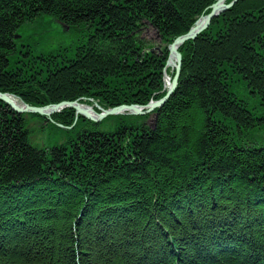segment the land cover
Masks as SVG:
<instances>
[{
    "label": "trees",
    "instance_id": "1",
    "mask_svg": "<svg viewBox=\"0 0 264 264\" xmlns=\"http://www.w3.org/2000/svg\"><path fill=\"white\" fill-rule=\"evenodd\" d=\"M215 1L0 0V78L11 73L0 90L35 106L79 97L102 108L144 104L157 97V79L152 69L140 79L128 60H158L159 77L165 57L142 54L141 18L169 40ZM43 16L90 28L75 47L80 85L58 72L62 91L43 70L19 79L11 37ZM181 49V83L155 128L128 142L130 163L110 158L124 122L109 137L77 122L67 141L79 155L34 147L25 117L0 104V264H264V144L209 120L233 112L221 99L237 82L264 93V0H239ZM90 137L88 147L78 140Z\"/></svg>",
    "mask_w": 264,
    "mask_h": 264
},
{
    "label": "bare ground",
    "instance_id": "2",
    "mask_svg": "<svg viewBox=\"0 0 264 264\" xmlns=\"http://www.w3.org/2000/svg\"><path fill=\"white\" fill-rule=\"evenodd\" d=\"M218 0H216L215 2H213L209 7L211 8V6L216 3ZM239 0H237L236 2H234L233 0H231L230 2H227V0H225V2H222L221 4L217 5L218 8L213 9V19L212 21H216L221 14H223L225 11L231 10L235 7L236 3ZM122 18V16H121ZM146 18H141V22L148 24L147 21H145ZM211 21V22H212ZM141 22H137V24L139 25ZM195 23V22H194ZM193 23V24H194ZM150 26V25H149ZM151 27V26H150ZM209 27V26H208ZM208 27L206 29H208ZM152 28V27H151ZM154 33L157 35L158 31L154 28H152ZM206 29L202 30V32H204ZM19 32V31H18ZM189 32V29L187 30L186 33L181 34L180 36L177 37H184L185 34H187ZM140 34V33H139ZM80 35V33L78 34ZM22 37V35H20V37H18V35H13L11 37L12 39V45L13 46V53L16 54V61H14V64H17L16 67L18 70L16 73L19 74V79L21 80H28L30 73H32V71H34L37 68V64L38 62H36V60L42 59V55L39 52V54H34L37 55L35 57H29L28 59H23L22 55L19 56L18 53V46L15 43V39H19ZM198 37V36H197ZM196 36L194 37H188L185 39V41L178 46V42L175 44V39L170 40L169 42L165 39L163 40L162 38L159 39V42L155 47L149 48V50H145L142 51V54L146 56V59H151L152 57H165L164 59L167 60L166 64L164 67H162L161 71H159V77L155 76V71L157 70L156 68H154V66L156 65V63L151 62V61H158V60H151V61H144L143 57H138L137 60H133V59H129L128 60V64L134 68V67H139V77L140 79H146L147 80V75L149 70L152 71V74L154 75V77L157 79L154 82V85L157 86V88L159 87L158 91L160 92H156L157 97L155 98H149L144 104H138L136 102H129V103H123L121 105L118 106H127L130 110H125V115L127 112H131V113H135L132 114V117L130 120H125L122 119V111L121 113L118 114H114V115H107L105 117H118L119 121L117 123V125L115 126L114 130L120 126L121 122H124V126L126 127L124 130H122V132H120L122 134L123 137H125V141L123 139H114V144L116 146V148L114 149V153L111 154L110 158H115V159H119L117 160V162H122V163H130L132 161L133 158L129 157V154L133 155V147H131L130 145L127 146L128 142L132 141L133 139H135V137H140L142 136L143 133H145L147 130L142 129V126H146L148 130H152L155 128L156 126V119L158 116V112L161 110L162 107L165 106L166 102L169 100V98L171 96H173V93L176 91L178 85H180L181 81V72L183 71V69L185 68L184 66H180L179 67V76L178 79L176 81V86L174 88L173 91H170V85L172 84L174 75H175V67L177 64V60L179 58L180 63H182V47L184 44L186 43H190V42H194L197 38ZM85 36L80 35L78 37L77 42L73 43L74 45H76L77 47H80V45L82 44V41H84ZM182 40V39H180ZM16 40V42H18ZM15 43V44H14ZM72 44V45H73ZM182 46V47H181ZM75 52H76V48H75ZM73 56L69 57L68 59H58L57 62H54V64L52 63L51 65L53 66V68L57 71V72H62L63 74L69 72V79L71 80L72 83H74L75 85L77 84H81L82 82L79 79V77L82 76V70L84 69L83 66H80V70H79V66H78V62L76 63L77 66V70H76V66L75 64H73L74 62V54ZM141 55V52H140ZM178 55V58H177ZM142 56V55H141ZM50 58V57H48ZM59 58V57H57ZM139 59V63H137ZM77 61V60H75ZM85 61V60H84ZM103 60H101L100 64L103 63ZM80 63V61H79ZM136 63V64H135ZM82 65H85L82 64ZM99 65V63L97 64ZM103 65H106L105 63H103ZM37 70H40L37 68ZM170 71V72H169ZM55 72V71H54ZM53 72V74H54ZM7 75H10L11 73H9L8 71L5 73ZM3 74L4 76L2 77V79L0 78V80L2 81H8L7 76ZM51 74V72L48 73H42L39 77L42 78H46V76H49ZM116 78V77H115ZM160 81V82H159ZM96 82V81H95ZM21 84V83H20ZM101 85H103L101 83ZM109 88L111 89H118L117 84L115 85H111L109 86ZM106 92H110L109 89H106ZM219 93H224L222 88L218 89ZM260 92L263 93L262 91L258 90L257 87L254 86V88L251 86H243L240 84V82H237L234 84V87L231 88L227 93H224V95H227V97L225 99H221L225 102V107H229L231 106V110L233 111L230 115H227L225 117H221V114H216L218 116L217 119L215 116H209V120L213 123V121L216 123H220L225 130L227 131H232L233 128L240 126L241 128H243L242 130L244 131V129H256V127H251V124H255V125H262V127L264 128V93L262 94V97L260 95ZM122 95H124L125 98V93H123ZM4 96L7 97L8 103L6 105V103H4ZM76 100V101H75ZM72 102H70V104L66 107H63V109H59V110H63V112H65L66 116L64 117L65 114L59 112H56L54 114V116H56L57 114L61 113V117H64V120H62L61 118H59L58 120L55 119L54 116H52V122L54 123V125L56 126L57 130L65 133V134H71L75 131H73V129H75L74 127L76 126L77 122L80 123V126L82 125V123L85 124V126H87V128L92 129V133H95L96 135H99L98 133H104L106 134L108 137L111 135L109 132L106 131H101L99 129V125L98 123H100L102 120H99L97 122H92L89 124H86V121H89V118H86L85 114H87L88 116L90 115L91 118H95V116H99V114L97 112H99V104L96 100H93L92 98L89 97H79L78 99H75ZM93 100L97 106L96 110H94V108H91L88 105H92L91 101ZM63 103H69L68 101L66 102V100H62ZM0 104H4L6 105L7 108H9L14 115H18V116H25V115H37L35 113H27V112H19L17 108L24 110V106H32L28 103H26L25 101L22 100V98L19 95H16L14 93L11 92H4L0 90ZM60 103H45V106H40L41 107H46V108H50L49 106H56L59 105ZM75 104V107L71 106ZM116 106V107H118ZM32 107H37V106H32ZM136 107V108H134ZM109 109H112V107L109 108H104V111H109ZM85 112V113H84ZM45 113V111H44ZM148 115H151L149 118L147 117ZM243 115V117H241ZM40 116V115H38ZM49 116V115H47ZM45 115L41 116L39 119H46ZM220 116V117H219ZM105 117L103 118L105 120ZM242 118V121L244 122H240L237 121L239 118ZM48 119H51V117H48ZM83 124V125H84ZM82 125V126H83ZM122 126V128L124 127ZM55 128V127H54ZM29 130V129H28ZM81 130L83 132H86L88 129L81 127ZM113 130V131H114ZM77 131V130H76ZM95 131V132H94ZM112 131V132H113ZM253 131V130H251ZM257 131H259V129H256L255 131H253V134H256ZM77 132H81V131H77ZM97 132V133H96ZM256 137V136H255ZM77 138V136H76ZM111 139V138H109ZM260 140H257V142H263L264 143V139L259 137ZM68 140V139H67ZM65 140V142L59 144V145H55L53 147H56V149H58L57 147H60L59 149L63 148L64 150H69L71 148V146L74 148H76V150L78 151L79 155H82L83 151L73 145L72 143H70L69 141ZM79 142L85 146H89L90 143H94L92 141V138H88L85 140L86 143H84L82 141L81 138L78 139ZM92 141V142H89ZM105 145L110 147L108 142H105ZM34 146V145H33ZM122 146H126V149H122ZM35 147V146H34ZM53 147H50L48 149H51ZM37 148V147H36ZM41 149V148H38ZM44 149V148H43ZM85 149V148H83ZM59 152H61L60 150H58ZM46 154H49L46 152ZM71 156H73L72 161L73 164L76 165L75 159H74V154H72ZM69 156V157H71ZM69 161V159H68ZM75 167V166H74ZM77 170L80 171V165L77 164Z\"/></svg>",
    "mask_w": 264,
    "mask_h": 264
},
{
    "label": "rangeland",
    "instance_id": "3",
    "mask_svg": "<svg viewBox=\"0 0 264 264\" xmlns=\"http://www.w3.org/2000/svg\"><path fill=\"white\" fill-rule=\"evenodd\" d=\"M210 12V8L206 14H202L199 17H206V15ZM199 17L196 19L198 20ZM195 20V21H196ZM193 26V24H192ZM191 26V27H192ZM190 27V28H191ZM189 28V29H190ZM88 29L90 28L86 26H79V25H66L62 22H59L55 20L54 18L50 16H43L37 18L33 22H27L25 23L20 29H18L15 33V35H22V37L19 39H15V43L18 46V53L19 56H23V59H28L29 57H35L39 54V52L42 55V59L36 60L37 68L40 70H43L42 73H48L51 72L49 77L58 78L57 85L60 84L59 80L61 77H63V74H58L56 70H51L53 67L51 64L54 62H57L58 59H68L72 56V54L75 52V47L73 43L77 42L78 37L80 35L87 36ZM19 31V32H18ZM80 33V35H78ZM201 34V33H200ZM199 34V35H200ZM139 39L143 42L144 47L146 50H149V48L155 47L159 42V39H161V36L159 33L157 35L154 33L153 29L146 23H143ZM177 39L175 38H169L167 40L168 42L170 40ZM16 40L18 42H16ZM75 41V42H74ZM73 44V45H72ZM50 57V58H48ZM59 57V58H57ZM76 55L74 56V60H76ZM163 64V67L165 66L167 60L165 59ZM73 64H75L73 62ZM182 66V63L181 65ZM37 68L34 70L36 71ZM55 71V72H54ZM54 72V74H53ZM170 72V71H169ZM58 74V75H55ZM69 77V72H67ZM64 79V78H63ZM49 82H54L53 80H50ZM20 85V84H19ZM56 86L55 84H53ZM62 87V91H65L66 87L62 84H60ZM57 97H62L60 94L57 95ZM262 97V95H261ZM76 101V100H75ZM92 105H88L91 108H94L96 110L97 106L93 100H90ZM67 102V100H66ZM69 103L72 101H68ZM59 103H63L62 101H59ZM7 105V104H6ZM35 106V105H32ZM43 106V105H40ZM37 106V107H40ZM45 106V105H44ZM61 113L65 114L63 110H60ZM98 114H101V110L99 108ZM55 113L49 114V116L46 117V119H39L37 115H25V119L27 120L28 129L30 132V142L32 145H34L37 148H45L48 149L50 147H53L55 145H59L67 139H73L75 138V133L71 134H65L59 130H57L56 126L52 122V116H54ZM66 115V114H65ZM132 114H122V119L130 120L132 117ZM151 115H148L149 118ZM48 117H51V119H48ZM103 121L98 123L99 129L101 131L106 132H112L117 125L119 118L118 117H105V120L102 118ZM91 122L86 121V124H90ZM84 123H82L83 125ZM93 124V123H92ZM55 127V128H54ZM251 127H256V129H259L256 134H253V131L256 129H251L252 135L256 137H261L264 139V128L262 125H255L251 124ZM251 130L249 132H251ZM257 144H264L263 142H257Z\"/></svg>",
    "mask_w": 264,
    "mask_h": 264
},
{
    "label": "water",
    "instance_id": "4",
    "mask_svg": "<svg viewBox=\"0 0 264 264\" xmlns=\"http://www.w3.org/2000/svg\"><path fill=\"white\" fill-rule=\"evenodd\" d=\"M234 2H236L237 0H233ZM222 2H225V0H218L216 3H214L211 8H210V12L206 15V17H199L198 20L195 21V23L193 24V26L189 29V32L187 34H185L184 37H177V39H175V44L178 42V46H180L186 38L188 37H194V36H198L200 33H202V30L206 29L210 24H211V21L213 19V9H216L218 8L217 5L221 4ZM182 39V40H180ZM177 58H178V55H177ZM181 63H180V60L178 58L177 60V64H176V67H175V75H174V78H173V81H172V84L170 85V91H173L175 86H176V81L178 79V76H179V67H180ZM4 103H8V100H7V97L4 96ZM70 103H61L59 105H56V106H49L50 108H46V107H32V106H24V110H21L19 108L18 111L19 112H27V113H35V114H38V115H49V114H52V113H56V112H59L60 110L59 109H63V107H67ZM73 107H75V104L71 105ZM136 108V107H134ZM101 110V114H99V116H95V118H91L90 115L88 116L87 114H85L86 118H89L90 121L92 122H97L99 120H101V118H104L105 116L107 115H114V114H118V113H121L122 111V114L125 113V110H130L127 106H118V107H114L112 109H109V111H104L103 109H100ZM45 111V113H44ZM85 113V112H84ZM126 114H135V113H131V112H127Z\"/></svg>",
    "mask_w": 264,
    "mask_h": 264
}]
</instances>
